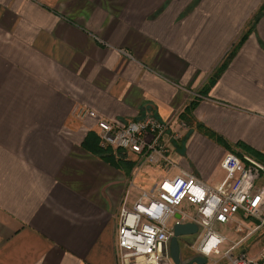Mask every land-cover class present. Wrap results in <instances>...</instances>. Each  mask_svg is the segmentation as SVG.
Wrapping results in <instances>:
<instances>
[{
    "label": "crops",
    "instance_id": "0c3cea01",
    "mask_svg": "<svg viewBox=\"0 0 264 264\" xmlns=\"http://www.w3.org/2000/svg\"><path fill=\"white\" fill-rule=\"evenodd\" d=\"M149 112L188 125L169 172L100 139V118ZM253 150L264 0H0V264H117L125 200L182 172L216 186L228 152Z\"/></svg>",
    "mask_w": 264,
    "mask_h": 264
},
{
    "label": "built area",
    "instance_id": "2783aa9c",
    "mask_svg": "<svg viewBox=\"0 0 264 264\" xmlns=\"http://www.w3.org/2000/svg\"><path fill=\"white\" fill-rule=\"evenodd\" d=\"M87 113L78 111L79 117ZM172 125L151 112L123 125L104 118L98 121L102 144L135 154V169L150 163L165 172L175 165L170 157L172 142L188 127L183 121L179 129ZM221 167L225 177L216 186L182 172L142 190L132 206L125 200L118 217L117 263L176 264L171 252L176 224L197 226V232L178 237L180 250L195 249L196 255L190 260L203 256L207 264L227 239L218 232V224H233L243 231L242 240L264 229V161L247 152H228ZM261 179L263 183L258 185ZM241 241L227 251V264H264V249L258 257L246 252L234 254Z\"/></svg>",
    "mask_w": 264,
    "mask_h": 264
},
{
    "label": "rangeland",
    "instance_id": "374dc122",
    "mask_svg": "<svg viewBox=\"0 0 264 264\" xmlns=\"http://www.w3.org/2000/svg\"><path fill=\"white\" fill-rule=\"evenodd\" d=\"M263 183V179L258 181V185ZM254 221V220H253ZM217 230L221 234H224L227 239L226 241L221 244L219 247V251L216 254H213L211 258L209 259V263L212 264H227V251L230 249V247L243 239L244 233L243 231L237 230L233 224L230 225H217ZM264 249V229H261L257 231L253 236L251 235L247 239H244L240 242L239 246L236 247L232 252L234 254H238L239 252H246L249 255L253 257H258L261 255L262 251ZM182 255L186 258H191L196 255V250L192 249L191 247L183 248L182 249ZM118 264V263H117Z\"/></svg>",
    "mask_w": 264,
    "mask_h": 264
},
{
    "label": "water",
    "instance_id": "95a60500",
    "mask_svg": "<svg viewBox=\"0 0 264 264\" xmlns=\"http://www.w3.org/2000/svg\"><path fill=\"white\" fill-rule=\"evenodd\" d=\"M179 217V215H177ZM198 228L195 224L193 223H188V224H176L174 227V232L175 235L172 239V257L173 260L176 264H182L181 260V250H180V244L178 237L184 234H189V233H195L197 232ZM205 264L207 263V258L203 256H197L194 257L192 260H190L187 264Z\"/></svg>",
    "mask_w": 264,
    "mask_h": 264
},
{
    "label": "trees",
    "instance_id": "16d2710c",
    "mask_svg": "<svg viewBox=\"0 0 264 264\" xmlns=\"http://www.w3.org/2000/svg\"><path fill=\"white\" fill-rule=\"evenodd\" d=\"M246 36H247V34H245V35H243L242 37H241V39L239 40V42H237L234 46H233V48H232V50H231V52H230V54L225 58V60L215 69V72H214V74H213V76L211 77V79H210V83L211 84H213L219 77H220V75L222 74V72L226 69V67L228 66V64L230 63V61H231V58L236 54V52L238 51V49H239V47H240V44L242 43V41L246 38ZM201 94H205V91H203L202 90V92H201ZM193 103V102H192ZM186 112H188V111H186ZM183 117H185V115L183 114ZM187 117V116H186ZM248 148V147H247ZM107 149V148H106ZM250 149V148H249ZM107 151H110L109 152V154H107V156L106 157H108L109 158V156L110 157H115V153L116 152H113L112 151V148H109ZM117 151V153L118 152H120L121 154H124L126 151H124V150H121V149H118V150H116ZM123 152V153H122ZM248 152H250V153H252L256 158H258L259 160H262V161H264V157H262L263 155L260 153V152H257V151H255V150H253L252 152L251 151H248ZM122 157H124V156H122Z\"/></svg>",
    "mask_w": 264,
    "mask_h": 264
},
{
    "label": "snow or ice",
    "instance_id": "6c2138e0",
    "mask_svg": "<svg viewBox=\"0 0 264 264\" xmlns=\"http://www.w3.org/2000/svg\"><path fill=\"white\" fill-rule=\"evenodd\" d=\"M166 187H167V185H166Z\"/></svg>",
    "mask_w": 264,
    "mask_h": 264
}]
</instances>
